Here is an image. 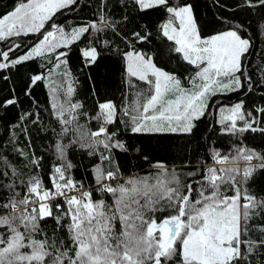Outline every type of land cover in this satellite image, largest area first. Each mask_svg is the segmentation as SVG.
<instances>
[{
  "label": "snow or ice",
  "instance_id": "obj_1",
  "mask_svg": "<svg viewBox=\"0 0 264 264\" xmlns=\"http://www.w3.org/2000/svg\"><path fill=\"white\" fill-rule=\"evenodd\" d=\"M118 2L127 6L126 0ZM214 2L223 7L218 0ZM78 3L17 0L11 10L0 15V42L42 34V39L23 54L13 55L21 48L15 42L0 50V80L9 81L6 73L42 58L51 67L46 64L44 72L29 76L23 94L31 97V89L48 79L54 100L61 90L71 97L75 89L69 80V51L77 42L87 40L81 50L87 67L98 65L102 54L111 50L124 62L125 83L135 88V78L147 86V91H137L135 101L123 108L111 100L99 102L93 117L100 122L98 129L86 137L82 133L81 139L73 142L99 160L93 166L94 190H86L82 181L72 177L73 165L66 155L70 145L60 142L54 147L64 162L53 167L50 188L34 175L27 181L26 194L17 199L19 194L12 183L0 185L5 190L0 194V213H4L0 214V264H252L256 255L264 256V226L254 223L264 221V197L249 188L264 172V153L242 144L234 154L213 148L210 157L214 163L205 166L194 183H182L176 170L163 161L153 165L157 169L155 177L125 179L122 165L115 159L116 151H140L122 138L117 130L121 125L134 135L194 137L199 122L215 112L219 128L213 131L227 136L264 134V107L249 111L244 100L231 105L218 100L213 103L218 96L252 92L256 86L264 88V66L259 67V79H255L256 69L248 70L247 59L255 45L246 25L221 18L225 30L204 36L193 5L187 0H131L141 12L162 9L166 13L167 18L159 25L160 35L174 42L172 51L194 68L182 82L175 72L159 67L153 54L136 47L150 41L152 33L146 28L120 37L122 41L131 40L125 43L127 50L114 48L111 38L104 37L109 29L113 36L118 30L124 32L120 22L109 20V0H98L100 14L92 22L66 29L53 20L57 13L74 11ZM235 7L256 10L264 19V0H236ZM123 20L128 21V17ZM49 22L51 30L42 32ZM259 27L264 30V24ZM14 92L12 88L0 99V109L20 103ZM51 107L57 121L66 126L73 123L83 105L67 101L54 102ZM19 120L39 123L38 115L27 111ZM62 131L67 134L69 129L63 127ZM239 161L244 162L243 168ZM30 162L38 167L41 158ZM6 175L0 171V178ZM94 191L111 194L113 203L93 199ZM47 219L54 221L51 234L41 228V222ZM56 229L66 231L67 242ZM41 233L42 238L36 239Z\"/></svg>",
  "mask_w": 264,
  "mask_h": 264
},
{
  "label": "trees",
  "instance_id": "obj_2",
  "mask_svg": "<svg viewBox=\"0 0 264 264\" xmlns=\"http://www.w3.org/2000/svg\"><path fill=\"white\" fill-rule=\"evenodd\" d=\"M17 0H0V15L11 10ZM173 3H180L181 0H172ZM194 8L198 18V23L202 27V34L210 36L218 31H223L226 24L244 23L248 28V35L253 37L252 54L247 59L248 70L256 69L255 79H259V67L264 66V30L259 25L264 24L261 14L256 10L236 9V0H218L219 7L214 0H187ZM127 6L119 3L118 0H109L107 5V14L109 20L120 22L119 27L124 32H119L113 36L111 30H106L103 34L105 38H111L113 47L121 50H127L125 43H131V40L120 39L124 33L131 34L133 31H146L152 33L150 41L146 44H136L139 50L153 54L155 62L159 67L169 72H175L180 76L182 82L185 77H190L193 72V66L184 62L179 53L172 51L174 42L168 41L159 33V25L162 24L166 13L160 10H150L147 12L139 11L131 0H126ZM98 0H79L74 11H64L57 13L53 20L70 29L74 26H80L99 16ZM127 16L128 21L123 17ZM51 22L45 25V29L51 30ZM92 38V37H90ZM42 39V34H29L12 40L0 42V50H6L13 42L19 43L21 48L13 55L23 54L27 47L34 45ZM87 45V40L77 42L69 51L68 69L70 71L69 80L75 89L71 97L64 95L63 90L58 96L52 97L50 91V82L45 79L38 82L31 89V97L23 94L27 78L31 75L44 72V65L51 67L45 59H36L26 63L19 70H13L6 73L11 79L7 82L0 80V99L7 97L10 89L14 88V95L20 103L17 106H10L7 109H0V171L7 173L5 177L0 178V185L12 183L14 191L19 195L17 199L23 198L26 194L27 181L30 177L36 175L42 180L45 187H51L50 175L54 166L64 161L55 152V143L70 145L67 151V161L73 165L70 169L72 177L77 181H82L86 190H94L97 186L93 175V166L99 163L96 156H89L88 149H81L73 142L81 139V134L96 131L99 127V121L94 119L97 112V104L102 101L111 100L118 107L132 104L136 99L137 91L146 92L147 86L143 82L136 81L133 78L135 88L129 87L126 83V74L123 60L115 55L111 50L105 51L103 58L98 65L87 67L81 50ZM189 87L187 83L184 85ZM220 101L222 104H234L238 100H244L246 108L252 111L258 107H264V88L256 86L254 91L246 92L242 90L237 93H230L227 96H218L214 98L213 103ZM80 103L82 109L78 110L75 120L71 125L62 126L56 119L52 104L54 102ZM36 113L39 123L33 125L30 120L21 123L19 117L25 112ZM67 118L71 119V116ZM123 119V114L121 113ZM218 116L213 112L207 115L198 124V131L194 137L183 136L180 134H144L134 135L126 131L121 125L117 130L122 133V138L135 144L140 150L124 154L115 152V159L122 165L123 177H155L157 169L153 165L157 161H163L169 169H175L182 183H194L203 173V168L212 165L210 152L213 148H218L221 152L234 154V150L239 145H245L248 148L255 149L257 152L264 153V134L259 132H245L236 136L222 135L218 131L219 125L216 124ZM63 127L69 131L65 134ZM27 129V132L24 129ZM84 141L81 140V143ZM17 150H21L25 155H19ZM41 158L40 165L35 167L30 159ZM143 157H147L145 160ZM244 164L243 161H239ZM244 165L242 166V168ZM190 172H195L196 176H189ZM250 190L258 197H264V172L257 175L254 182L249 185ZM0 188V194L4 193ZM230 194V193H228ZM8 196L11 192L7 193ZM93 199H103L106 203L112 204L113 198L109 193L95 192ZM4 214V213H0ZM160 215V214H158ZM67 222V221H66ZM257 226H264V221L256 220ZM54 221L47 219L41 222V228L45 233L51 234L54 229ZM119 228V224L117 225ZM2 230V229H0ZM61 239L67 242L68 236L63 229H56ZM43 233L37 234L36 239L42 238ZM255 239L256 235H252ZM264 253V249L261 250ZM252 264H264V256L256 255L252 258Z\"/></svg>",
  "mask_w": 264,
  "mask_h": 264
},
{
  "label": "rangeland",
  "instance_id": "obj_3",
  "mask_svg": "<svg viewBox=\"0 0 264 264\" xmlns=\"http://www.w3.org/2000/svg\"><path fill=\"white\" fill-rule=\"evenodd\" d=\"M239 166L242 168V166L244 165L242 162H238Z\"/></svg>",
  "mask_w": 264,
  "mask_h": 264
}]
</instances>
